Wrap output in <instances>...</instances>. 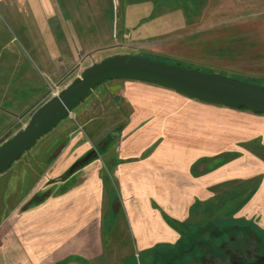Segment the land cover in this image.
<instances>
[{"label":"rangeland","instance_id":"obj_1","mask_svg":"<svg viewBox=\"0 0 264 264\" xmlns=\"http://www.w3.org/2000/svg\"><path fill=\"white\" fill-rule=\"evenodd\" d=\"M16 1L0 0V53L4 59L9 55L14 59L10 54L14 48L32 63L28 75L42 86V101L30 106L27 117L17 120L0 136V144L19 131L31 113L52 97L53 91L59 94L79 78L84 68L117 53L143 56L264 87V25L256 23L260 19L252 9L233 4L203 8L196 0H96V6L86 10L92 13L78 16L77 35L72 33L73 40L59 41L58 65L48 64L49 70L45 71L36 67L37 59L30 48L36 29L32 10L17 8L20 15H13ZM39 1H54L58 7L64 2L26 0V3L32 6ZM188 4L194 6L188 7ZM86 31H90V35L84 33ZM60 35L66 37L63 33ZM3 70L0 67V71ZM115 82L105 80L90 90L65 118L0 174V258L4 253L8 256L5 264L18 263L20 254L12 247L17 246L15 242L23 241V246L24 242L29 244L25 264H90L89 260L96 263L97 257H83L95 255L99 242L113 244L131 240L123 202L117 198V186L109 177L95 216L84 218L79 213L69 216L62 210L69 201L66 195L69 189L84 184L83 175L89 171L90 163L96 162L100 168L99 164L108 154L109 167L103 169L112 174L111 161L116 158V146L128 138L124 130L132 105L121 94L123 88ZM147 141L142 139L140 143ZM160 141L156 139L150 146ZM80 145L84 151H80ZM106 149L108 153H103ZM65 154L72 157L70 166L54 173V165ZM223 160L219 157L215 163ZM237 191L233 199L215 203V207L218 203L221 206L217 209L220 220L215 221V224L221 223L219 227H211L214 223L212 202L208 203L211 211L206 214L208 222L204 221L207 226L199 229L195 239L205 244L203 249L216 243L221 251L235 252L237 259L231 255L234 264L244 261L264 264V229L250 225L246 229V223L238 219L237 224H226L232 213L244 204L241 197L245 190ZM188 250L195 251L193 247ZM251 250L254 253L247 255L246 251ZM115 251L128 252L126 249ZM222 262L225 264L226 260Z\"/></svg>","mask_w":264,"mask_h":264},{"label":"crops","instance_id":"obj_2","mask_svg":"<svg viewBox=\"0 0 264 264\" xmlns=\"http://www.w3.org/2000/svg\"><path fill=\"white\" fill-rule=\"evenodd\" d=\"M95 1L64 0L60 7L54 1H39L32 6L26 0L15 2V16L21 13L17 8L32 10L36 29L30 48L36 56L37 68L48 71V64L58 65L59 41L73 40L78 16L92 13L86 10H92ZM196 1L203 8L233 4L252 9L260 19L256 23L264 25V0ZM89 32L84 33L90 35ZM12 50L14 59L11 55L4 59L0 53V67L4 68L0 71V136L17 120L25 119L30 106L42 101V86L28 75L32 63ZM110 80L117 81L123 88L121 94L132 105L124 130L128 138L116 146L112 174L104 172L105 166L109 167L108 154L101 159L100 168L96 162L90 163L89 171L83 175L84 184L69 189L66 194L69 201L62 210L69 216L78 213L84 218L95 216L109 177L117 186V198L123 202L131 240L99 242V251L83 258L97 257V262L91 259L90 264H202L207 260L220 263L223 252L219 244L212 243L203 249L205 244H199L195 237L200 228L207 226L206 214L211 211L208 203L212 202L211 227H216L221 224H215L220 220L217 209L221 206L218 203L215 207V203L233 199L239 188L245 190L241 197L244 204L226 224H237L238 219L246 223V229L249 225L264 229V114L189 98L156 83ZM142 139L148 143H140ZM156 139H161L160 143L150 146ZM84 150L80 145V151ZM219 157L224 160L216 164ZM71 162L72 157L65 154L52 167L54 173L63 172ZM191 218L194 220L189 221ZM14 244L17 246H12L13 249L20 254L17 264H25L29 244L24 242L23 246V241ZM188 247L195 251H189ZM116 249L128 252L123 254ZM7 258L4 253L0 264H5Z\"/></svg>","mask_w":264,"mask_h":264},{"label":"water","instance_id":"obj_3","mask_svg":"<svg viewBox=\"0 0 264 264\" xmlns=\"http://www.w3.org/2000/svg\"><path fill=\"white\" fill-rule=\"evenodd\" d=\"M110 79L156 83L189 98L264 114V87L262 86L215 73H203L167 64L143 56L117 53L84 68L77 80L39 105L31 113L26 124L0 144V174L65 118L90 90Z\"/></svg>","mask_w":264,"mask_h":264},{"label":"flooded vegetation","instance_id":"obj_4","mask_svg":"<svg viewBox=\"0 0 264 264\" xmlns=\"http://www.w3.org/2000/svg\"><path fill=\"white\" fill-rule=\"evenodd\" d=\"M223 253H221V259L222 260H226V263L225 264H234L235 263V259L234 258H232L231 257V255L232 256H234L236 259H237V255H236V253L235 252H233L232 254H230V252H225V251H222ZM251 254V253H254L252 250L251 251H246V254L248 255V254ZM262 253H264V249H263V251H262ZM245 254V255H246ZM264 257V256H263ZM244 262H247V261H244ZM223 262H220V263H216V262H210V261H205L204 263H202V264H222Z\"/></svg>","mask_w":264,"mask_h":264},{"label":"built area","instance_id":"obj_5","mask_svg":"<svg viewBox=\"0 0 264 264\" xmlns=\"http://www.w3.org/2000/svg\"><path fill=\"white\" fill-rule=\"evenodd\" d=\"M57 93H58L57 91H53L52 96H56Z\"/></svg>","mask_w":264,"mask_h":264}]
</instances>
